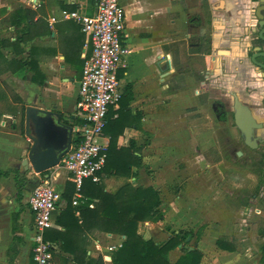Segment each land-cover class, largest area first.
I'll return each instance as SVG.
<instances>
[{"label":"crops","instance_id":"crops-1","mask_svg":"<svg viewBox=\"0 0 264 264\" xmlns=\"http://www.w3.org/2000/svg\"><path fill=\"white\" fill-rule=\"evenodd\" d=\"M119 1L125 16L123 40L130 52L122 58L117 71L122 96L117 106L108 109L110 122L104 130L103 141L109 143L110 137L117 134V146L131 145V152L141 158V165L131 168L133 174L129 178L105 173L100 183L109 192L130 182L133 186L152 187L160 193L162 185H167L165 180L172 181V173H176L171 164L181 160L184 166L178 167L180 173L176 175L183 174L186 164L192 163L193 148L200 152L196 158L205 159L211 154L208 150L216 147L214 127L198 124L197 119L205 108L215 112L217 121L223 124L227 120L217 115L219 109L230 112L232 100L237 96L264 113L262 73L245 57L250 16L260 1ZM20 6L35 10L36 15L29 22L30 29L25 26V41L12 45L20 27L10 23L9 14ZM76 12L91 15L93 1L0 0V38L4 40L0 44V170L18 169L23 174L31 169L30 173H34L23 193L27 206L15 199L13 173L0 177V264H33L30 240L33 214L27 198L37 176L30 165L27 170L23 165L31 141L15 127L18 111L13 114L11 110L19 107L20 97L25 107L34 104L54 110L67 122L73 119L71 126L77 124L75 108L82 63L91 53V46L74 16ZM22 58L26 62L31 60L34 67L30 69L26 65L23 77L12 72L14 66L9 63ZM42 78L43 83H37ZM63 173L53 180L55 189L61 193L67 181ZM83 203L84 209L98 207V200L88 195L84 196ZM165 203L160 208L165 210ZM175 205L176 202L169 203L166 210L172 211ZM65 206L62 197L53 213V229L64 231L55 221ZM19 207H22L18 216L19 234L23 241L13 262L8 263L11 213ZM255 214L262 218L261 222L252 223L243 218L219 221L198 218L191 226L193 234L188 231L185 241L169 251V261L175 262L183 253L182 247H187L201 251L199 264H264L259 251L264 242V208ZM75 215L80 216L78 212ZM164 218L168 221V217ZM81 220V229L73 227L67 233L68 249L78 252L87 249L88 255L110 256L119 246L113 250L107 248L122 243L123 235L100 230L95 217L87 214L84 223ZM145 224L150 227L153 223L146 221ZM156 232L150 229L145 238L152 237L156 243H163L170 235L162 230ZM219 237H226L233 250L219 248L216 242ZM51 243L53 264H76L71 260L72 255L61 249L60 242ZM104 263L112 264L111 256Z\"/></svg>","mask_w":264,"mask_h":264},{"label":"trees","instance_id":"trees-1","mask_svg":"<svg viewBox=\"0 0 264 264\" xmlns=\"http://www.w3.org/2000/svg\"><path fill=\"white\" fill-rule=\"evenodd\" d=\"M36 15V11L25 6H20L14 9L9 14V21L11 24L17 25L18 36L12 45H19L20 42L25 41V26L30 29V23ZM0 44H4L3 38H0ZM18 49V52H22ZM9 63L14 67L12 72L24 70L28 65L30 69H34L31 60L26 62L25 58L19 60H10ZM83 64V63H82ZM118 75V74H117ZM22 77L24 74L21 75ZM119 77V75H118ZM44 79L38 80L37 83H43ZM2 91L0 93V99ZM19 107L12 109L13 114H17L19 121L15 127L21 134L25 132V106L22 99L18 98ZM17 110V111H16ZM16 111V112H15ZM104 130L109 125V116ZM121 132V130H120ZM117 134L112 135L107 146V159L103 168L102 174L111 173L116 177L129 178L133 171V166L141 165V158L131 152V145L128 147L117 146ZM214 148L208 150V153H213ZM218 160V158H217ZM10 173L14 175L15 181V199L21 202L25 186L28 182L26 172L21 174L18 169L0 170L1 176H8ZM74 192V184L66 181L65 189L62 197L66 201L65 208L57 216L55 223L61 225L64 231L50 228L46 231L45 238L50 242H60L61 249L72 255L71 260L76 264H105L102 254L97 253L88 255L87 249L72 251L67 248V233L71 228L77 227L81 229L82 224H79L81 218L84 223L85 215L95 217L99 223V229L105 232L123 235L124 239L121 245L112 251V264H199L202 253L200 250L188 249L182 247L183 253L177 260L171 263L168 259L170 250L176 248L179 244L185 241L189 232L174 231L170 232L169 237L163 243H156L152 238H145L139 231L138 225L145 221H157L163 218V213L160 211L161 198L158 190L152 187L133 186L130 182H125L114 191H105L101 183H94L90 180L84 181L81 192L84 196L88 195L91 198L98 200V207L89 209L81 208L82 205L73 206L71 198ZM22 207L11 213V232L12 239L8 246L7 255L8 263H12L14 257L18 253V248L22 244L23 238L19 234L20 225L18 224V216ZM78 212L80 216H76ZM217 246L221 249L233 250L232 244L228 242L226 237H219L217 239ZM228 242V244H227ZM260 261L264 263V242L259 247Z\"/></svg>","mask_w":264,"mask_h":264},{"label":"built area","instance_id":"built-area-1","mask_svg":"<svg viewBox=\"0 0 264 264\" xmlns=\"http://www.w3.org/2000/svg\"><path fill=\"white\" fill-rule=\"evenodd\" d=\"M92 1L94 12L91 15L74 14L87 36L91 53L84 58L79 80L75 108L77 124L72 126L70 148L56 166L42 173L35 172L36 183L27 198L33 214L30 236L33 264H53L54 245L45 234L53 227V213L62 200V193L54 187V178L65 172L66 180L74 184L73 206L84 202L81 192L84 181L101 182L107 159L108 143L103 140L108 109L117 106L122 96L117 71L122 58L130 52L123 40L124 9L119 0ZM120 245L107 249L113 250ZM102 257L110 261L109 255Z\"/></svg>","mask_w":264,"mask_h":264},{"label":"rangeland","instance_id":"rangeland-1","mask_svg":"<svg viewBox=\"0 0 264 264\" xmlns=\"http://www.w3.org/2000/svg\"><path fill=\"white\" fill-rule=\"evenodd\" d=\"M22 71L17 73L22 75ZM197 120L199 125H210L216 130L215 151L208 158L200 159L196 158L199 150L193 148L192 163L186 164L185 173L180 175L176 173H180L178 167L184 166V163L178 160L171 164L176 173H172V181L165 180L167 185H162L164 187L160 191L161 203L166 202L165 210L164 207L160 210L163 218L151 221L153 224L150 227L145 224L146 221L139 223L138 231L144 237L150 229L157 234L160 230L166 233L176 229L193 234L194 227L191 226L198 218L211 221L243 218L252 223L262 220L255 213L264 208V144H259L257 148L246 146L229 115L227 121L221 124L215 112L205 108ZM30 171H25L28 182L29 177L34 175ZM24 198L25 195L22 203L27 206ZM173 202L178 207L175 205L172 211L166 210L167 205ZM164 217H168V221ZM178 223L181 225L178 226Z\"/></svg>","mask_w":264,"mask_h":264},{"label":"water","instance_id":"water-1","mask_svg":"<svg viewBox=\"0 0 264 264\" xmlns=\"http://www.w3.org/2000/svg\"><path fill=\"white\" fill-rule=\"evenodd\" d=\"M263 32L264 26L259 34V38L264 41ZM260 49L262 50L259 51ZM256 51L259 52L251 57V61L264 71V63L256 60L258 57L264 58L263 47H257ZM233 117L244 144L249 148H256L259 137L254 133L261 124L256 122L250 109L237 98L233 102ZM73 122V119L65 121L62 115L54 110L34 104L26 106L25 135L31 141V146L27 158L23 159L25 170L30 165L34 172L42 173L56 166L70 148Z\"/></svg>","mask_w":264,"mask_h":264},{"label":"flooded vegetation","instance_id":"flooded-vegetation-1","mask_svg":"<svg viewBox=\"0 0 264 264\" xmlns=\"http://www.w3.org/2000/svg\"><path fill=\"white\" fill-rule=\"evenodd\" d=\"M257 1L258 2L260 1V2H259L258 5H256L254 7V9H253V11L251 13V16H250L251 17V19H250L251 22L248 25V33L249 34L247 33V35H246L247 36V41H246L247 42V46H246V55H245V57H246L247 61H249L253 65V67H255L257 69L258 72L262 73L261 80H262L263 86H264V71H263V69H261L260 67L256 66L251 61V57H253V55L257 54L259 51L262 50V49H260L259 51H256L257 47L262 46L263 50H264V41L259 38L260 31H261L262 27L264 26V0H257ZM263 35H264V32H263ZM256 60L264 63V58H259L258 57V58H256ZM235 98H237L243 105L247 106L250 109L251 114L255 118L256 122L258 124H261V127L257 128L255 130L254 134L259 137L258 145L261 144V143L264 144V113H261V110H258L255 107L249 106L244 101L239 99L237 96ZM235 98H233V100H232V104H231L232 110L230 112L225 111L222 108V109H219L220 111L218 112L217 115L220 118H222L223 120L225 119L224 121H226L228 119V115L231 116L233 124L236 127L235 122H234V117H233V102H234ZM261 102L263 104L262 108H263V112H264V95H263V97H261ZM237 130H238V128H237ZM239 134H240V132H239Z\"/></svg>","mask_w":264,"mask_h":264}]
</instances>
